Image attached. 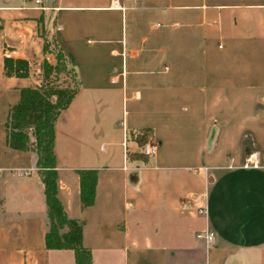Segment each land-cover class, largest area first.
I'll return each instance as SVG.
<instances>
[{
	"label": "crops",
	"instance_id": "0c3cea01",
	"mask_svg": "<svg viewBox=\"0 0 264 264\" xmlns=\"http://www.w3.org/2000/svg\"><path fill=\"white\" fill-rule=\"evenodd\" d=\"M49 21L80 80L55 123L57 194L92 263L264 264V0H0V264H75L45 246L36 151L5 142ZM4 54L29 75H5ZM141 128L156 152L129 156ZM78 167L97 168L84 207Z\"/></svg>",
	"mask_w": 264,
	"mask_h": 264
},
{
	"label": "trees",
	"instance_id": "16d2710c",
	"mask_svg": "<svg viewBox=\"0 0 264 264\" xmlns=\"http://www.w3.org/2000/svg\"><path fill=\"white\" fill-rule=\"evenodd\" d=\"M2 25L0 23V29ZM44 57L39 61V83L19 88V97L7 111L4 121L5 142L15 149L36 151V166L41 176L46 202V230L44 242L47 248H70L75 264H93L90 247L82 241V221L69 216L58 197L57 165L54 150L55 123L60 112L68 106L80 87V80L73 61L57 43L53 33L49 36L42 24ZM51 37V38H50ZM52 53L54 60L46 55ZM32 63L24 57L10 54L3 56L5 75L28 76ZM149 129L128 130V139L139 145L148 140ZM143 153H129V156ZM81 205L94 202L97 168L78 167Z\"/></svg>",
	"mask_w": 264,
	"mask_h": 264
},
{
	"label": "built area",
	"instance_id": "2783aa9c",
	"mask_svg": "<svg viewBox=\"0 0 264 264\" xmlns=\"http://www.w3.org/2000/svg\"><path fill=\"white\" fill-rule=\"evenodd\" d=\"M37 1H39V0H37ZM122 143H123L124 148H126L127 146H126L125 139L123 140ZM139 152H142L143 154H146L148 156L154 155L156 152V145L152 141L147 140L145 143L140 145ZM25 172H27V171H25ZM206 211H207L206 205L198 207V212L206 213ZM198 235L203 236L206 241H211L213 238L214 232H213V230L207 229L204 233H198Z\"/></svg>",
	"mask_w": 264,
	"mask_h": 264
},
{
	"label": "rangeland",
	"instance_id": "374dc122",
	"mask_svg": "<svg viewBox=\"0 0 264 264\" xmlns=\"http://www.w3.org/2000/svg\"><path fill=\"white\" fill-rule=\"evenodd\" d=\"M49 24H48V26L47 27H45V31H46V33L50 36L51 35V33H52V25H51V21H49L48 22ZM51 38V37H50ZM54 60V59H53ZM5 114V108H3L2 107V104H1V102H0V130H1V128H3V115ZM128 146H129V144H128ZM146 155V154H145ZM148 156V155H147Z\"/></svg>",
	"mask_w": 264,
	"mask_h": 264
}]
</instances>
